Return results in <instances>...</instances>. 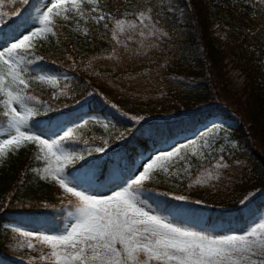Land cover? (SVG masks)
Listing matches in <instances>:
<instances>
[{
    "label": "trees",
    "instance_id": "16d2710c",
    "mask_svg": "<svg viewBox=\"0 0 264 264\" xmlns=\"http://www.w3.org/2000/svg\"><path fill=\"white\" fill-rule=\"evenodd\" d=\"M46 1L0 0V41L9 44L19 36ZM80 3L78 9L54 10L53 32L44 35L43 47L34 48L44 59L27 66L58 77L55 87L36 81L28 89L39 101L27 102L40 112L29 121L35 133L51 140L72 129L74 137L89 141L72 144L78 152L108 141L104 153H84L98 167L81 161L67 167L65 177L75 176L88 194L111 192L129 177L139 158L195 132L173 146L198 141L186 161L173 165L171 170H180V175L161 174L135 190L136 196L179 227L212 236L243 232L264 207V0ZM140 11L151 15L144 36L136 20ZM100 15L105 19L97 23L93 17ZM116 19L135 21L138 27L116 31L114 40ZM153 26L155 36L149 34ZM232 72L240 79L238 89ZM2 113L0 109V133L10 131ZM210 119L214 123L201 127ZM209 128L212 147L205 149L200 134ZM193 150L204 158L192 156ZM38 154L36 145L24 144L0 156V235L7 226L55 233L64 225L65 204L55 202L51 182L40 178L47 162L37 160ZM218 161L227 168L215 167ZM186 162L191 164L187 175L182 171ZM209 172L218 178L195 182L204 181ZM0 264L37 262L11 258L0 242Z\"/></svg>",
    "mask_w": 264,
    "mask_h": 264
},
{
    "label": "snow or ice",
    "instance_id": "6c2138e0",
    "mask_svg": "<svg viewBox=\"0 0 264 264\" xmlns=\"http://www.w3.org/2000/svg\"><path fill=\"white\" fill-rule=\"evenodd\" d=\"M22 2L27 3L28 0ZM65 2L66 0H56L51 6H46L47 10L39 16V26L33 24L34 30L25 28L24 32L27 34L21 33L11 37L14 42L10 46L0 41V97H3L0 104L3 105L2 116L7 118V127L10 130L8 138H0V156L5 154L6 149L11 151L24 144L36 145L39 150L36 159L47 162L43 169L47 175H41L40 178H50L65 193H70L76 198L74 222H71L62 234L37 235L27 231H22L21 234L25 237L35 236L46 244L51 250L50 257L55 258L56 264H245L252 256H264V220L250 226L243 234L212 236L179 227L161 215L146 210L138 201L135 190L142 188L145 181L153 178L154 173L179 176L180 170H171L173 165L177 160L186 161L189 148L198 144V141H188L187 144L173 147L170 151L160 152L143 165V171L135 175L127 187L114 191L111 195L88 194L79 187L75 176L69 174L65 177V169L81 161L89 168L98 167V161H88L84 153L92 156L94 153H104L108 147V141L105 139L103 147L85 148L83 152H78L71 149V145L79 142L88 145L89 141L74 137L72 129L64 131L58 139L50 140L42 138L41 134L35 133L29 126L30 119L40 114L38 108L29 107L27 104L28 101L39 103L35 95L29 94L30 85L39 81L41 84L55 87L58 81V77L54 75L31 72L27 67L44 59L35 55L34 38H43L46 33L53 32V12L64 9ZM88 2L95 4L96 0ZM72 6L79 8L76 0H72ZM61 14V11L55 12V16ZM63 18L68 19L66 15ZM108 18L112 19L110 16ZM93 19L99 23L105 16L100 15ZM136 20H139L142 26L140 35L144 36L143 29L149 27L145 20L151 21V15L140 11ZM104 27L107 28L108 25L105 24ZM137 27L135 21L116 19L112 38L117 39L116 31L123 33ZM149 34H157L154 26ZM94 119L99 122L98 117ZM131 119L139 123L136 117ZM87 123L88 121H84V125ZM110 123L109 121L103 124L105 130ZM84 125L78 124L76 127ZM216 131H219L218 127ZM212 132L213 129L209 128L200 134L201 139H204L202 148L211 149L209 138ZM118 138L123 139L124 133H120ZM191 155H198L199 159L204 158L203 152L198 154L195 150ZM215 167L227 168V164L218 161ZM190 168L191 164L186 162L183 173L187 175ZM216 178L218 177L209 172L204 181L197 179L195 182L206 183L207 180ZM175 199L183 200L185 197L176 196ZM27 247L32 249L33 244L29 243ZM41 259L45 257L42 256ZM251 264H256V261H251ZM260 264H264V261Z\"/></svg>",
    "mask_w": 264,
    "mask_h": 264
},
{
    "label": "rangeland",
    "instance_id": "374dc122",
    "mask_svg": "<svg viewBox=\"0 0 264 264\" xmlns=\"http://www.w3.org/2000/svg\"><path fill=\"white\" fill-rule=\"evenodd\" d=\"M55 2H56V0H47L46 1L45 5L38 12L35 21L28 27L29 31L34 30L32 27L33 24H35V26H37V27L39 26V23H38L39 16L42 15L43 11L47 10L46 6H51V4L55 3ZM76 3L79 6L81 5L80 0H76ZM70 7H73L72 6V0H66V2L64 4V8H70ZM22 33L27 34L24 31ZM20 38H22V36H20ZM45 40L46 39L44 36H43V38H41V37L34 38V43L36 45L35 48L43 47ZM12 42H14V40H12L8 45L10 46V44ZM231 76L233 77L234 87L238 89V86L240 84V79L235 76L234 72L231 73ZM210 104L207 103L205 105H201L200 108H203L205 106H209ZM0 109L2 111H4L2 104H0ZM214 120L215 119L207 120L203 124V127L214 123ZM62 131H64V130H62ZM8 133H9V131L4 132V133H0V138H8ZM194 133H188V134H185L184 136H179V137L175 138L174 140L169 141L165 145L160 146L159 149H155L152 153H150L144 157L139 158L137 161L136 167L134 168L132 173L129 175V177L123 182V184L120 187H118L117 189H115L111 192L95 193V194L111 195L112 192L120 191L124 187H127L128 184L131 183V180L135 178V175H139V172L143 171V165L146 163H149L151 161V159H153L157 153L171 150L172 147L175 146L176 144H179V143L191 138L194 135ZM12 134H14V133L12 132ZM46 166H47V163H46ZM44 174L47 175L46 173H44ZM161 174H163V173L162 172L154 173L153 178L148 180V181H145L143 186L147 185L149 181L157 179L158 177H160ZM47 180L49 182H51V184H52V188H53L52 194H53V198H54L55 202L65 204L63 206V209H62L63 210L64 225L59 232H55V233L49 232V231H37V230H32V229H23V228L14 227V226H7V230L3 231L2 234L0 235V242L2 243L7 254L11 258H13L17 261H22V262L35 261V262H37V264H56L55 258L50 257V251L51 250L46 244L37 240L35 238V236L25 237L21 234V232L27 231V232H31V233H34L37 235H40V234H62L63 230L66 229L71 222H74L73 216L75 215V212H76V209H75L76 198L71 196L70 193H65L63 191V189H61L50 178H48ZM138 201L141 202L142 206L146 210L152 212L153 214H156L146 203L142 202L139 199H138ZM163 218H165V217H163ZM165 219H167V218H165ZM262 220H264V207L261 210V212L258 214L256 219L254 221L250 222L248 224L247 228L243 232H241V233H228V234H224V235L243 234V233H245L246 230L250 229V226H255L256 223H260ZM17 229L20 231H17ZM29 243L33 244L32 249H29L27 247V245ZM42 256L45 257V259L42 260L41 259ZM251 261H256V264H260L261 261H264V256H260V255L252 256L249 261L245 262V264H251Z\"/></svg>",
    "mask_w": 264,
    "mask_h": 264
}]
</instances>
